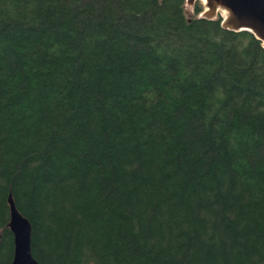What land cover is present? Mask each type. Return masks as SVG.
Returning a JSON list of instances; mask_svg holds the SVG:
<instances>
[{"label":"trees","instance_id":"1","mask_svg":"<svg viewBox=\"0 0 264 264\" xmlns=\"http://www.w3.org/2000/svg\"><path fill=\"white\" fill-rule=\"evenodd\" d=\"M184 0H0V264H264V49Z\"/></svg>","mask_w":264,"mask_h":264},{"label":"water","instance_id":"2","mask_svg":"<svg viewBox=\"0 0 264 264\" xmlns=\"http://www.w3.org/2000/svg\"><path fill=\"white\" fill-rule=\"evenodd\" d=\"M196 2H201L202 6L198 18L215 20L220 17L222 29L249 32L264 49V0H184V9L186 6L193 8ZM8 203V228L14 245L10 264H38L31 254V225L17 210L11 196Z\"/></svg>","mask_w":264,"mask_h":264},{"label":"rangeland","instance_id":"3","mask_svg":"<svg viewBox=\"0 0 264 264\" xmlns=\"http://www.w3.org/2000/svg\"><path fill=\"white\" fill-rule=\"evenodd\" d=\"M201 3V2H200ZM193 9H194V7L193 8H191V7H185V14H186V16L188 17V18H191L192 17V15H193Z\"/></svg>","mask_w":264,"mask_h":264}]
</instances>
